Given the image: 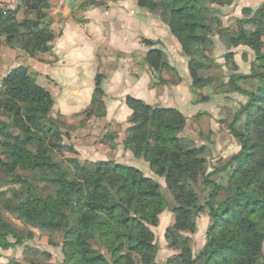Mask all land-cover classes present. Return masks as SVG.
Returning <instances> with one entry per match:
<instances>
[{
	"label": "trees",
	"instance_id": "trees-1",
	"mask_svg": "<svg viewBox=\"0 0 264 264\" xmlns=\"http://www.w3.org/2000/svg\"><path fill=\"white\" fill-rule=\"evenodd\" d=\"M225 5L216 0H139V6L158 14L178 39L189 60L196 104L211 101L203 94L209 81L202 76L209 68L205 45L210 42V32L227 36L229 50L245 46L255 53L251 74L233 73L224 85L228 92L249 97L231 127L241 150L210 175L205 173L209 148H198L182 137L187 124L183 113L127 98L132 115L123 147L147 162L155 176L165 178L173 206L168 205L163 186L138 168L110 160L88 163L68 158L61 162L67 135L58 119L51 117V94L26 68H17L4 78L0 89V155L6 160L0 159V172L7 180L0 183L12 189L10 197L0 195L2 250L22 247L34 238L33 233L24 234L2 214L9 212L33 229L64 233L63 264H158L159 246L152 228L169 211L174 215V225L168 229L166 240L179 254L168 264H264V5L254 14L258 18L238 19L234 33L221 25L217 7ZM20 8L27 14L23 20H18V11L0 5V38L32 57L49 52L55 39L44 25L49 1L22 0ZM212 13L219 15L220 22L212 21ZM251 13L243 10L244 16ZM229 58L232 64L227 69L237 71L234 53L230 52ZM147 64L160 73L168 68L166 55L159 50L149 53ZM248 79L260 82L256 93L240 86V81ZM103 80V76L96 78L93 97V107L100 109L105 107ZM243 115L245 130L240 132L235 125ZM105 139L114 141L115 136ZM233 164L236 167L227 183V199L213 203L219 185L210 180L211 176ZM24 172L54 186V196H44ZM201 181L204 188H211L205 205L195 189ZM206 210L210 219L208 241L194 255L184 233L191 231L192 221Z\"/></svg>",
	"mask_w": 264,
	"mask_h": 264
},
{
	"label": "crops",
	"instance_id": "crops-1",
	"mask_svg": "<svg viewBox=\"0 0 264 264\" xmlns=\"http://www.w3.org/2000/svg\"><path fill=\"white\" fill-rule=\"evenodd\" d=\"M48 1L50 8L44 25L55 36L49 52L32 57L20 48L9 47L0 38V89L11 71L26 68L37 84L51 94V117L59 116L74 127L69 132L70 144L79 157L89 161L114 159L117 163L134 165L147 177L161 182V178L152 174L149 164L136 159L123 147L132 115L127 98L177 109L185 115L188 124L196 115L203 118L212 115V111L188 114L190 105L205 106L211 102L195 103L189 60L178 39L158 14L140 7L139 0H74L62 7H58V0ZM233 1V9L220 13L222 28H230L229 20L235 17L232 16L235 11L240 18L244 9L256 12L264 5V0ZM0 5L18 11V20L27 16L20 8L22 0H0ZM53 10L57 15H52ZM225 37L212 31L209 41L226 47ZM154 50L162 51L167 58L168 68L161 73L147 64V57ZM238 50H243L235 56L238 73L247 75L244 61L251 62L255 55L245 46L234 52ZM98 76L104 77L103 109L93 107ZM87 110L91 116L83 120L80 115ZM107 135H114L115 140L105 139ZM105 150L111 153H103L104 157Z\"/></svg>",
	"mask_w": 264,
	"mask_h": 264
},
{
	"label": "rangeland",
	"instance_id": "rangeland-1",
	"mask_svg": "<svg viewBox=\"0 0 264 264\" xmlns=\"http://www.w3.org/2000/svg\"><path fill=\"white\" fill-rule=\"evenodd\" d=\"M226 3L224 7L218 6L217 9H220L222 13L230 11L233 9L232 5L234 3L233 0H216L219 2ZM230 3V4H229ZM235 10V9H234ZM256 12H252L251 14H246L245 16L237 18L238 16L235 13L232 16V19L229 20V23H232L230 28L234 33L237 27V20L241 18H258L254 15ZM219 16V15H218ZM217 14H211L210 17L213 22L216 19L219 20ZM229 16V15H228ZM22 18V17H21ZM24 18V17H23ZM221 18V17H220ZM223 18V17H222ZM223 21V20H222ZM221 21V25L222 24ZM215 25V23H212ZM252 31V29H249ZM214 32V31H213ZM225 46H216L213 42H207L205 45V51L209 55L210 61L206 64L209 68H207L204 72H202L203 78H206L209 82V85L205 87L203 90V94L209 96L211 98V103L206 104L205 106H192L190 105V110L188 114H197L203 113L204 111H212V115H208L206 118H203L202 115H196L190 119V123L186 124V128L183 134V138L187 141H190L196 147L207 146L210 150L206 155L207 164L205 165L206 175H210L213 173L214 168L223 167L226 163L232 158V156L236 155L240 152L241 146L240 142L232 135L231 127L236 115L241 111L242 107L245 106L249 102V97L242 95L237 92H228L229 88L224 87V85L229 81L230 76L234 74H241L237 71H227V66H231L232 59L229 58V53H234V60L236 55H240L243 50H238V52H234L235 49H228V38L225 37ZM226 48V49H225ZM239 48V47H238ZM248 48V47H247ZM237 49V48H236ZM249 49V48H248ZM251 50V49H250ZM262 53H264V46L261 47ZM252 51V50H251ZM253 52V51H252ZM254 53V52H253ZM255 55V53H254ZM247 59V56H246ZM219 60V61H218ZM253 60L249 63L245 62L247 66V75L251 74V68L248 69L249 64L251 65ZM192 80V79H191ZM206 82V81H205ZM240 86L243 89H246L250 92L256 93L258 91V87L260 86V82L257 79H248L242 80L239 82ZM195 101V98H193ZM210 105V106H209ZM212 107V108H211ZM219 109H218V108ZM204 115H206L204 113ZM83 120L87 119L91 116V112L82 113L80 115ZM55 119H58L60 122L59 126L63 133H66L67 136L64 138L65 150L64 154H60L59 160L63 162V160L70 158H78L82 162H100V161H89L79 157V153L74 154L70 150V134L74 127L69 126L67 120L60 118L57 116ZM188 125V126H187ZM235 128L240 132H244L245 130V116L243 115L239 118L238 122L235 125ZM110 147V146H109ZM112 148V147H111ZM102 152L105 155H109V152ZM102 155L105 157V155ZM108 158L111 159L110 156ZM113 158V157H112ZM0 159L6 160L1 157ZM96 159V158H95ZM101 160V159H100ZM110 161H114L110 160ZM117 163V162H116ZM147 163V162H145ZM121 164V163H118ZM148 164V163H147ZM124 165V164H123ZM130 165V164H129ZM134 166V165H131ZM236 167L233 164L228 170L215 173L211 176L210 180L218 183L219 188L216 194V198H214L213 203H220L227 199L229 194V189L227 188V183L230 179V173ZM143 172V171H142ZM153 174V172H152ZM23 175L30 178L31 182L41 188V192L44 196H54L56 192V188L52 185H48L42 183L35 174L30 172H24ZM154 175V174H153ZM160 178V177H159ZM7 180V176L5 173L0 172V181ZM156 181V180H155ZM159 182V181H157ZM164 190V194L167 200L168 205L173 206L174 200L172 194L167 188L165 178H161V182H159ZM11 186L4 185L0 183V195L10 197L11 195ZM17 189V187H16ZM195 189L200 192V196L202 199V204L205 205V202L208 198L209 192L211 188H204L202 185V181L195 186ZM202 189H205L202 192ZM169 210V208H167ZM3 216L10 221L13 225L20 229L24 234H28L29 232L34 234V238L31 241H28L24 246H13L9 250H2L0 248V264H63L64 263V255H63V238L65 237L64 233L60 231H56L53 233L43 232L38 229H33L28 225L23 224L16 215H11L9 212H3ZM169 214V215H168ZM174 225V215L169 211H165L160 216V222L157 227L152 228L154 231L157 242L159 246V252L157 254V262L158 264H168L170 261L175 259V255L179 253L169 248V244L166 240V233L169 228ZM210 225V219L208 217V210L200 217L192 221L191 223V231L184 233L188 239L190 247L192 248L193 254L197 255L206 245L207 238V230ZM193 233V234H191ZM95 246V245H94Z\"/></svg>",
	"mask_w": 264,
	"mask_h": 264
},
{
	"label": "built area",
	"instance_id": "built-area-1",
	"mask_svg": "<svg viewBox=\"0 0 264 264\" xmlns=\"http://www.w3.org/2000/svg\"><path fill=\"white\" fill-rule=\"evenodd\" d=\"M67 1H74V0H58V7L64 6ZM52 15L53 16L57 15V11L53 10Z\"/></svg>",
	"mask_w": 264,
	"mask_h": 264
}]
</instances>
